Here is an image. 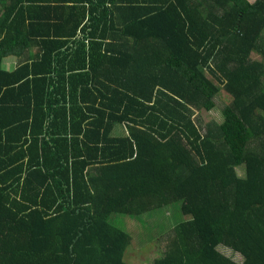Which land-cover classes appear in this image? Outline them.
<instances>
[{"label": "trees", "instance_id": "1", "mask_svg": "<svg viewBox=\"0 0 264 264\" xmlns=\"http://www.w3.org/2000/svg\"><path fill=\"white\" fill-rule=\"evenodd\" d=\"M0 100V264H132L174 203L153 264H264V0H0Z\"/></svg>", "mask_w": 264, "mask_h": 264}, {"label": "rangeland", "instance_id": "2", "mask_svg": "<svg viewBox=\"0 0 264 264\" xmlns=\"http://www.w3.org/2000/svg\"><path fill=\"white\" fill-rule=\"evenodd\" d=\"M254 1V0H249ZM231 101L230 95H228L223 89L217 94L215 107L209 111L200 110L195 113V120L201 123L202 126L208 121H222L221 109L223 105ZM123 133L122 129L117 130ZM236 171L239 176L244 175L243 166H237ZM172 205H164L159 208H155L146 212V216H150L148 220L141 217L138 221L134 218L127 216L120 220L123 222V226L131 234L132 240L125 252V259L132 264H153V259L163 253L166 245L165 235L171 234L173 224L180 221L182 215L173 212ZM118 221V220H117ZM222 252L230 255L234 260L241 261L242 257L239 253L232 252L230 249L220 247Z\"/></svg>", "mask_w": 264, "mask_h": 264}, {"label": "crops", "instance_id": "3", "mask_svg": "<svg viewBox=\"0 0 264 264\" xmlns=\"http://www.w3.org/2000/svg\"><path fill=\"white\" fill-rule=\"evenodd\" d=\"M79 33V32H78ZM42 35V34H41ZM37 40H41V37H36ZM18 57L14 53L8 54L2 60V68L11 71L17 66ZM14 100H0V119L6 116H13L16 109L20 107L21 104H15L12 102ZM32 135L28 129L22 136L21 145L24 150H28L29 144L31 143ZM27 159V156L25 157Z\"/></svg>", "mask_w": 264, "mask_h": 264}]
</instances>
